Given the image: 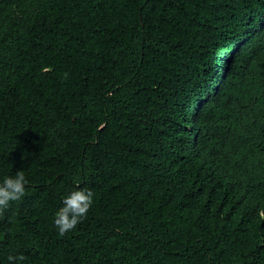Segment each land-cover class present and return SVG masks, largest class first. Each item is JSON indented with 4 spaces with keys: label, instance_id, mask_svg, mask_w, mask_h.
I'll return each instance as SVG.
<instances>
[{
    "label": "trees",
    "instance_id": "obj_1",
    "mask_svg": "<svg viewBox=\"0 0 264 264\" xmlns=\"http://www.w3.org/2000/svg\"><path fill=\"white\" fill-rule=\"evenodd\" d=\"M18 171L0 264H264V0H0Z\"/></svg>",
    "mask_w": 264,
    "mask_h": 264
},
{
    "label": "clouds",
    "instance_id": "obj_2",
    "mask_svg": "<svg viewBox=\"0 0 264 264\" xmlns=\"http://www.w3.org/2000/svg\"><path fill=\"white\" fill-rule=\"evenodd\" d=\"M26 179L22 172L3 177L0 180V212L10 205V202L19 200L25 193ZM93 203V193L90 189L77 188L62 198L61 206L55 211L53 224L60 235L74 229L87 215ZM264 216V211L260 212ZM9 260L13 257L9 256ZM23 260V256L17 257Z\"/></svg>",
    "mask_w": 264,
    "mask_h": 264
}]
</instances>
